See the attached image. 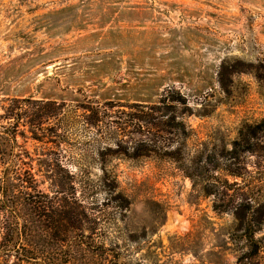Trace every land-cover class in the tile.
I'll return each instance as SVG.
<instances>
[{
  "label": "rangeland",
  "instance_id": "rangeland-1",
  "mask_svg": "<svg viewBox=\"0 0 264 264\" xmlns=\"http://www.w3.org/2000/svg\"><path fill=\"white\" fill-rule=\"evenodd\" d=\"M169 88L195 113L190 152L228 146L261 120L264 0H0V109L12 108L39 191L74 194L88 214L63 250L55 206L26 217L37 264L70 248L69 264H264V252L239 261L242 240L213 197L168 161L126 158L121 132L90 128L80 108L89 100L114 119Z\"/></svg>",
  "mask_w": 264,
  "mask_h": 264
},
{
  "label": "trees",
  "instance_id": "trees-1",
  "mask_svg": "<svg viewBox=\"0 0 264 264\" xmlns=\"http://www.w3.org/2000/svg\"><path fill=\"white\" fill-rule=\"evenodd\" d=\"M84 102L80 104L81 110L92 115L85 119L87 126L104 124L111 135L121 132L119 137L122 134L128 140L123 142L128 159L156 158L175 165L193 186L213 197L214 211L231 215L245 249L239 261L250 263L259 259L264 252V237L255 239V233L264 225V195L255 190L264 184V117L243 124L228 146L208 150L201 144L190 152L188 143L193 132L186 120L195 113L187 98L172 88L165 91L158 104H133L126 107L128 112L123 111L114 119L99 116L98 103ZM11 116L12 108L0 109V213L5 219L1 225L0 264H37L38 250L30 241L33 223L26 217L41 219L55 206L62 226L59 248L63 250L66 236L76 231L83 234L81 224L88 214L74 194L49 196L39 191L25 162L26 153L18 145V126L10 122ZM135 134L140 139L129 144ZM102 183L113 188L118 184L107 175ZM82 245L81 241L76 244ZM63 254L60 264H69L75 257L72 248Z\"/></svg>",
  "mask_w": 264,
  "mask_h": 264
}]
</instances>
